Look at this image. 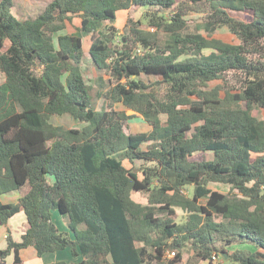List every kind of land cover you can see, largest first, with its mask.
<instances>
[{
  "label": "trees",
  "instance_id": "obj_1",
  "mask_svg": "<svg viewBox=\"0 0 264 264\" xmlns=\"http://www.w3.org/2000/svg\"><path fill=\"white\" fill-rule=\"evenodd\" d=\"M188 4L207 11V36L186 32ZM14 7L0 0V194L18 191L20 199L0 203V222L24 212L30 227L20 243L8 236L0 264L12 253L21 264L28 247L39 256L69 249L81 259L55 264H153L169 250L176 264L186 246L194 264L222 254L231 264H264V121L254 113L264 109V0H52L26 19ZM133 7L148 10L154 31L129 17L119 35L117 13ZM76 18L81 26L66 34ZM222 27L239 43L215 38ZM161 34L169 37L163 48ZM88 58L107 77L98 96L109 109L93 104ZM143 75L161 81L150 85ZM215 81L222 84L211 88ZM65 115L84 126L52 124ZM137 117L152 130L127 133ZM176 208L187 213L185 224L174 222ZM55 211L71 233L56 226ZM235 241L255 251H226Z\"/></svg>",
  "mask_w": 264,
  "mask_h": 264
},
{
  "label": "rangeland",
  "instance_id": "obj_2",
  "mask_svg": "<svg viewBox=\"0 0 264 264\" xmlns=\"http://www.w3.org/2000/svg\"><path fill=\"white\" fill-rule=\"evenodd\" d=\"M51 0H15V7L13 12L16 14L17 17L22 18V19H26V18H35L37 17L40 12H42L46 5L50 2ZM196 5V4H195ZM197 7H200L201 11H195L196 6L192 5V4H188V6L186 5L184 7V20L187 22L188 26H187V33H200L203 34L205 36H207L208 34L206 33V31L202 28V26L206 23L205 21V16L207 14L206 10H203L202 5H198ZM166 11V12H165ZM162 11L161 13H163V15L166 17H170L172 16L173 13H176L179 11L178 8H175L173 10H165ZM145 13L146 11L144 10H137L135 13V18L134 21L136 22H140L142 23L140 28H149L147 25V21L145 19ZM230 14L234 17H237L239 19L242 20H246V21H250L252 19V14L250 13H244V12H230ZM80 22H76L75 24H71L69 27V31L70 32H75L76 31V26L79 25ZM128 24V20H125V26L122 27L123 29V33H127L128 29L126 28ZM121 30V31H122ZM150 30V29H149ZM215 38H218L220 40H223L224 42L227 43H233V44H238L239 40L237 39V37L235 35H233L228 28L226 27H222L220 29H218L214 35ZM168 35L167 34H161L159 37V44L160 46L163 48L166 45V42L168 40ZM90 37L86 38V42H85V51L89 52V41H90ZM211 51L210 50H205L204 51V55L208 56L210 55ZM188 56L183 55L181 57V59H187ZM89 60L85 61V63L83 64V73L84 76L87 80V83L89 85H91L92 90H91V94L93 96V101H94V106L97 110H106L109 109L108 105V101L105 98H101L98 96V94L100 93V91H102V86L104 85L106 87V82H107V77L103 75L102 72H100L99 70H97V68L93 65V63L91 62L90 58H88ZM227 78L228 79H234V75L232 73L227 74ZM142 80L145 81L147 84H156L161 80H158V77L156 76H149V75H143L142 76ZM4 81V77L0 74V83H2ZM222 84V81H215L213 83L210 84L211 88H215L217 85ZM104 87V88H105ZM166 86L165 85H156L155 89H160V91L164 90ZM244 106V105H243ZM116 110L117 111H129L130 114H133V111L128 110L124 105L122 104H118L116 105ZM256 114H258V116L260 117L261 120L264 121V109H257L255 110ZM161 119L163 122H165L167 120V116L166 115H162ZM52 124L56 125V126H63L69 129H79L82 128L84 126V124L80 123L79 121L73 119L70 116H55L52 118ZM127 127H128V133L132 134V133H144L146 131H148L150 129V125L148 123H146L145 120H142L141 118H134L133 120H131L130 122L127 123ZM198 157V158H197ZM201 156L197 155L196 159H200ZM207 158L211 159L212 155L209 154L207 155ZM125 165L128 168H132V165L128 162L125 161ZM135 169H139V167L142 166L141 162H136L135 164ZM209 188L213 191H218L224 194H228L231 191V188L225 184H221V183H211L209 185ZM189 196H192L193 193V188H188L187 192H186ZM135 199L139 202L145 203L147 202V198L145 195H139V194H135ZM176 215L173 216V220L175 223L182 225L185 224L188 218V215L186 212H184L182 209L180 208H176ZM217 220L219 221L220 219L217 218ZM226 251L233 253L236 250H252L255 251V247H253L251 244H247L241 241H235L232 245L230 246H226L225 247ZM173 253H175V255H173ZM176 253L177 251H173V250H169L166 252V255L163 259V261L161 262H154L153 264H172L173 261H175L176 258ZM182 253H183V258L182 261L177 262L176 264H194L196 261L194 259V252L193 250L190 248V246H186L184 247V249H182ZM226 254H222L220 257H218L217 261L214 262H210V261H204V262H200L199 264H231L230 262H226L227 256H225ZM225 258V259H224ZM198 263V262H197Z\"/></svg>",
  "mask_w": 264,
  "mask_h": 264
},
{
  "label": "crops",
  "instance_id": "obj_3",
  "mask_svg": "<svg viewBox=\"0 0 264 264\" xmlns=\"http://www.w3.org/2000/svg\"><path fill=\"white\" fill-rule=\"evenodd\" d=\"M50 2H52V0ZM137 10H144V11H146V13L148 11L147 9H144V8L133 7L131 10H123V11H119L117 13V20H116L115 26L119 31V35L121 33H123L122 27L125 26L124 25L125 20L127 21L129 19V17L135 18L134 16H135V13ZM166 17H168V16H166ZM77 21L80 23L76 27H80L81 26V20L78 18L74 19L73 24H75ZM69 27H70V25L68 24L67 29H66V34L74 33V32L69 31ZM144 29H146V30L150 29L151 31H154V29H152L150 27L144 28ZM85 40H86V38L84 39V42H86ZM89 43H90L89 45H91V39H90ZM84 48H85V43H84ZM89 48H90V46H89ZM125 111H127V110H125ZM127 113L130 114L129 111H127ZM138 118H140V117H137V119ZM142 120H144V119H142ZM151 130H152V128L150 126V129L144 133H148ZM126 132L127 133L129 132L128 127L126 129ZM132 134L136 135L137 133H132ZM19 199H20V193L18 191L0 194V203L3 205L17 204ZM53 221L61 231L70 232L69 226H68V223H69L68 220L66 218H64L58 211H55L53 213ZM29 227L30 226L28 223V219H27V216L24 212H19V213L15 214L13 217H11L9 219L7 225H2L0 222V250H5L7 248V246H8L7 238L9 235L13 238V240L15 242H18V243L22 242L23 236L26 234ZM71 236H72V234H71ZM20 258H21V264H55V263H59V262L78 263L81 261V259L79 257H73V255L69 249L64 250V251L54 252V253H46L43 256H39L37 250L34 247H28V248L22 249L20 251ZM5 264H15V254L14 253H12L6 259Z\"/></svg>",
  "mask_w": 264,
  "mask_h": 264
},
{
  "label": "built area",
  "instance_id": "obj_4",
  "mask_svg": "<svg viewBox=\"0 0 264 264\" xmlns=\"http://www.w3.org/2000/svg\"><path fill=\"white\" fill-rule=\"evenodd\" d=\"M173 255H175V253H173ZM213 260L214 261H217L218 260V257L217 256L213 257Z\"/></svg>",
  "mask_w": 264,
  "mask_h": 264
}]
</instances>
